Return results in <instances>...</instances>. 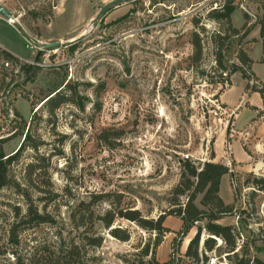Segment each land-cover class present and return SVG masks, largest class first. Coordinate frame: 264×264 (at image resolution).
<instances>
[{"label": "rangeland", "instance_id": "obj_1", "mask_svg": "<svg viewBox=\"0 0 264 264\" xmlns=\"http://www.w3.org/2000/svg\"><path fill=\"white\" fill-rule=\"evenodd\" d=\"M108 1L0 0L22 38L14 31L7 34L28 54L26 60L15 55L18 63L32 65L33 71L0 59V136L16 131L3 143L4 152L13 153L25 132L30 134L9 166L18 189L0 188V264H15L17 256L30 264H152L151 251L160 263L194 264L184 246L198 229L197 264H233L235 255L227 252V244L204 228L205 217L185 233L182 224L173 230L170 236L178 247L171 240L158 250L154 230L117 218L112 227L130 235L123 241L96 217L115 206L156 220L175 207L172 189L180 180L181 162L210 160L213 153L214 161L229 168L219 195L232 205L216 223L234 228L237 257L264 262V250L258 249L264 248V183L256 182L264 177V98L254 91L264 79L256 24L264 16V0H128L97 15ZM225 2L234 6L230 17L241 29L237 35L208 16ZM248 26L251 30L243 36ZM194 31L202 41L197 63L190 59ZM220 31L225 36L221 70L214 44ZM24 38L37 46V41L62 43L43 49L34 65L38 49L25 48ZM240 50L251 58L249 68L239 62ZM235 66L230 90L227 84L210 82ZM57 88L75 102L62 103L49 114L42 102ZM99 133L109 138L108 146ZM102 192L120 193V203L116 195L87 203L90 194ZM201 198L199 194L195 204L206 210ZM186 199L178 198L180 204ZM29 204L48 220L26 221ZM73 213L82 215V225L74 224ZM166 218L167 227L178 217ZM15 220L17 242H11L8 230ZM83 230L92 238L101 234L102 243L67 254V245L78 242ZM207 238L214 240L211 250L204 244Z\"/></svg>", "mask_w": 264, "mask_h": 264}, {"label": "trees", "instance_id": "obj_2", "mask_svg": "<svg viewBox=\"0 0 264 264\" xmlns=\"http://www.w3.org/2000/svg\"><path fill=\"white\" fill-rule=\"evenodd\" d=\"M233 10H234V6H232L230 2H225L222 5H220L218 8L211 9L208 12V16L213 18L217 22L225 25L226 29L230 31L232 35H237L241 31V29H238L232 25L230 16ZM198 22H199L198 19H194L193 21L195 25H198ZM256 24H258L260 28L259 35L262 42V51L264 53V16L258 18ZM250 30H251L250 26L244 28L243 36L248 35ZM221 33H222L221 31L217 33L216 39L214 40V44L216 45L215 62L217 64V68H219L220 70L223 68L221 49L224 45V40H225V36H222ZM191 43L193 46V53L190 56V59L193 63H197L202 58V41L198 32L196 31L193 32ZM1 58H3L4 62L8 64L18 66L19 70L20 69L24 70L26 73L33 72L31 71L32 65L19 64L17 57L15 55H13L8 50L0 47V59ZM237 58L239 62L242 64V67L249 68L250 65L252 64L251 58L247 55V53L244 50L239 51ZM19 70L17 71L15 70V73H18ZM236 70H238L237 66L233 67V69L228 73L221 71V73L218 74V78H216V80H211L210 82L220 84L222 87L225 84H227L230 87L232 84L230 80V76ZM254 91L257 92L261 98H264V79L261 81L260 88L255 89ZM67 101L73 103L75 102L73 100V97L68 95L66 96V94L62 91V88L61 89L57 88L53 90L50 95H47L45 97L42 104H44L47 107L48 113L52 114L56 108H58L62 103H65ZM78 105L80 106L79 103ZM80 107H83V105L81 104ZM38 109L39 108H37V110L34 111L32 110V114H35L38 111ZM15 133L16 131L7 136H0V188L6 186H13L15 188L17 187L18 189L19 187L18 183L13 180V178L9 173V166L18 159L23 147L25 146L26 140L28 141L30 139V134L28 131L25 132L24 140L20 144V146L13 153L6 154L4 152L2 145L7 140L8 137L14 135ZM120 133L121 131L118 130V134L115 136V138H118ZM98 138L101 141H103L105 145L107 146L109 145V138L107 136H104L102 133H99ZM33 147L36 148V145L34 144ZM214 158L215 155L213 153L210 156V160L201 161V160L184 159L181 162L182 168H181L180 180L178 184L172 189L171 204L174 205L175 207L172 210H170L168 213H163L158 215L156 220L142 217L137 209L123 211L121 209H117L115 206L114 207L111 206L109 209L105 210L102 215H97L96 216L97 219L100 221L101 226L107 229L112 236L123 241L128 240L130 235L128 233H125L124 235H120L118 233L119 228L112 227L115 219L117 218L128 219L130 221L137 223V225H139L141 228L154 230L156 234L153 241V247L156 249L163 241L164 236L168 232H170V229L164 226L163 224L167 215H176L182 221V227L184 229V233L186 230L189 229V227L194 222L201 220L203 217H205L208 219V222L205 224L204 228L210 234L220 237L227 244V248H228L227 252H232V255H235V259L232 262L233 264H264V262L257 257H253L252 259L247 258L246 256H243V258L237 257V252L234 251L236 247V239H237V234L234 232V228L231 225H221L219 223H216V220L220 219L223 215H226L232 211V205L226 204L219 195L221 178L224 174L228 173L229 168L226 164L214 161ZM30 167L34 168L32 164H30ZM256 182L264 183V177L258 178ZM261 187H264V184L261 185ZM199 194H202L200 204L206 207V210L200 209L195 204V200ZM90 195H91L90 199L87 203L105 202L109 200V197L111 195H116L117 203H120L121 201L120 193L113 194L108 192H102V193H92ZM181 195H186L187 199L184 204H180L178 200L179 196ZM24 218L28 222L33 221L36 224H40L48 220V215L36 208H33L31 204H29L26 213L24 214ZM71 219L76 226L82 225L83 223L82 215L76 217L75 214L73 213L71 214ZM16 222L18 223V220H15V222H13L10 225L8 230V240L11 242H17ZM198 239H199V229L196 232L195 236L192 239H190V241L188 242L186 251L184 253L186 257L193 259L194 264H197L200 258V253H198L197 251ZM102 241H103V236L101 234H99L96 238H92L89 234L86 233V231L83 230L82 235L79 238V241L78 242L71 241L67 245L65 252L70 255H73L74 253L78 254L81 246L100 245ZM172 242H174L175 248L178 247V243L176 242L175 239H173ZM204 244L209 250H211L214 246L213 238H207L204 241ZM60 249L62 251L63 248L60 247ZM258 249L264 250V248H258ZM243 252L246 253V250H244ZM145 253H148V246L145 247ZM201 253L203 254V252ZM151 254H153L152 264L170 263L169 261L160 263L158 260L155 259V252L151 251ZM229 255L230 254H227L226 256ZM40 256H42V254H40L39 257ZM33 257H35V253L33 254ZM204 260L205 261L207 260L206 256ZM27 261H25L20 256H17L15 264H30L31 261L29 262ZM202 264H205V262L203 261Z\"/></svg>", "mask_w": 264, "mask_h": 264}, {"label": "crops", "instance_id": "obj_3", "mask_svg": "<svg viewBox=\"0 0 264 264\" xmlns=\"http://www.w3.org/2000/svg\"><path fill=\"white\" fill-rule=\"evenodd\" d=\"M106 1V0H105ZM108 1V0H107ZM13 31L16 32L18 35H20V39L22 38L21 33L19 32V30L12 24H10L5 18H3L0 15V46L8 51H10L11 53H13L14 55L18 56L20 59L22 60H26L28 57V54H24L22 53L19 49H17V46L14 45L12 39L10 38V32ZM9 35H8V34ZM232 88V84L229 87V90ZM229 105V104H226ZM227 173L224 174L221 178L220 181V190L222 187V184L225 182L227 183ZM177 220L174 222V224L167 226L169 227L171 230L170 232H168L164 238L163 241L160 243V245L157 247L158 248L161 246L162 243L166 242V241H170L172 240V237L170 236V234H172L173 230H175L177 227H179L182 224V221L179 218H176ZM167 221V218L165 219V223ZM187 244L184 246V248H186Z\"/></svg>", "mask_w": 264, "mask_h": 264}, {"label": "water", "instance_id": "obj_4", "mask_svg": "<svg viewBox=\"0 0 264 264\" xmlns=\"http://www.w3.org/2000/svg\"><path fill=\"white\" fill-rule=\"evenodd\" d=\"M124 1H128V0H109L104 6L103 8L100 10V12H98L97 15H99L106 7L108 6H111V5H115V4H118V3H122ZM0 15L5 18V19H9L12 17V13L7 9L5 8L2 4H0ZM61 44V42L58 40V41H54V42H47V43H44L42 45V48L43 49H46V48H49V47H52V46H57ZM40 53V52H39ZM39 53L37 54L36 58L38 57Z\"/></svg>", "mask_w": 264, "mask_h": 264}, {"label": "built area", "instance_id": "obj_5", "mask_svg": "<svg viewBox=\"0 0 264 264\" xmlns=\"http://www.w3.org/2000/svg\"><path fill=\"white\" fill-rule=\"evenodd\" d=\"M10 19H11V18L6 19V20H7L10 24L13 25L14 21H13V20L10 21ZM24 41H25V42H24V46H25V48L30 49V50L33 49V48H36V49H38L37 52H36L37 54L43 50V48H42L43 43H41V41H37V42L39 43L38 46L32 44V42L30 41L29 38H24ZM37 54H36V56H37ZM37 59H38V57H37V58L35 57V59H34V61H33L34 65L37 64ZM5 65H7V63H6Z\"/></svg>", "mask_w": 264, "mask_h": 264}, {"label": "bare ground", "instance_id": "obj_6", "mask_svg": "<svg viewBox=\"0 0 264 264\" xmlns=\"http://www.w3.org/2000/svg\"><path fill=\"white\" fill-rule=\"evenodd\" d=\"M12 20L15 21V19L13 18V16L11 17L10 21H12ZM60 42H61V41H60ZM61 43H62V42H61Z\"/></svg>", "mask_w": 264, "mask_h": 264}]
</instances>
